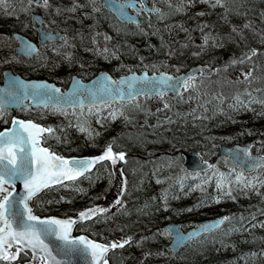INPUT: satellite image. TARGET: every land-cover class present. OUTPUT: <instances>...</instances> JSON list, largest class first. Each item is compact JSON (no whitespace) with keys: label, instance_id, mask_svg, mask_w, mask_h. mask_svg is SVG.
I'll return each instance as SVG.
<instances>
[{"label":"trees","instance_id":"16d2710c","mask_svg":"<svg viewBox=\"0 0 264 264\" xmlns=\"http://www.w3.org/2000/svg\"><path fill=\"white\" fill-rule=\"evenodd\" d=\"M215 1H187L179 10V26L211 28L215 16L241 23L248 14L258 18L264 8V0H222L227 12L216 14L211 11ZM166 30L163 26L154 36L146 32L144 38L123 36L120 60L141 65L158 57L153 50L158 40L167 42ZM247 69V75L223 76L219 84L215 76L194 82L156 110L140 98L86 108L50 107L33 117L51 129L42 143L58 154H91L107 145L125 154L118 204L75 227L102 241L130 237L108 253L109 264H264V166L244 173L230 159L215 155L221 140L264 145V60L255 59ZM0 111L2 128L11 113ZM185 149L200 152L212 166L186 171L181 165ZM113 172L103 161L77 179L43 190L31 200L32 208L40 215H74L106 199ZM219 215L227 217L220 226L170 253L169 234L161 224L174 221L185 228ZM24 253L19 260L28 257ZM135 254L141 255L137 263L132 262Z\"/></svg>","mask_w":264,"mask_h":264},{"label":"snow or ice","instance_id":"6c2138e0","mask_svg":"<svg viewBox=\"0 0 264 264\" xmlns=\"http://www.w3.org/2000/svg\"><path fill=\"white\" fill-rule=\"evenodd\" d=\"M31 2H39L44 7L48 6V0H30ZM217 2H221V0H217ZM35 19L37 23H42L39 18ZM45 38H52V34L45 33ZM21 47L30 50L34 46L30 41L24 40ZM256 51V49H251L248 55H252ZM189 79L190 77H171L168 73H160L159 76L153 73L152 78L148 79L143 74L137 77L134 73H129L126 80L125 78L113 80L111 76L103 74L98 87H89L81 81H76L72 93L80 95L86 91L95 96L97 92L111 95L115 91L119 92L117 98H121L124 93L114 86L126 82L129 89L128 99H131L133 90H136L139 82L140 89L155 91L163 97V88L184 87ZM16 87L18 91L5 90L9 97L16 101L21 98L31 99L37 104L44 102L40 99L41 97L53 99V92L60 93V90L54 85H47L43 82L19 81ZM138 94L143 95L144 92L140 90ZM67 95L66 91L60 94L59 99H56V110L68 103L63 99ZM3 103L0 101V109H2ZM0 115H2V111H0ZM44 130L42 125L34 123L32 120H17V117H12L11 127L0 130V193H2L0 195V261L10 264L11 261L16 260L17 253L23 249H29L33 259L25 261V264H35L36 260H39L41 264H61L49 243V237L55 236L59 240L57 247L60 249L68 247L90 253L91 264H98L109 247L117 246L115 242L100 243L84 235L72 237L69 232L73 218L59 219L56 216L35 215L28 200L41 188L57 183L62 178L78 176L86 168H91L93 164L105 157L115 163L116 158L124 159L125 154L123 152L113 153L111 147L108 146L104 152L96 156L64 157L40 144V132ZM48 131L51 129L49 128ZM244 151L247 152V149ZM237 179H240L239 175ZM16 180L20 181L24 187V191L19 195H15L12 190L5 187V184H11ZM96 210L104 211L103 208L97 209V206H93L92 209L82 210L79 213V218L83 219L94 215ZM220 219H227V217ZM219 222L220 220H217V223ZM125 242V240H121L119 243L123 245ZM14 246L15 250H13ZM103 264H107V261L104 260Z\"/></svg>","mask_w":264,"mask_h":264},{"label":"flooded vegetation","instance_id":"af4514ba","mask_svg":"<svg viewBox=\"0 0 264 264\" xmlns=\"http://www.w3.org/2000/svg\"><path fill=\"white\" fill-rule=\"evenodd\" d=\"M121 1L126 3V8L131 14L137 16V20H122L104 5L103 0H48L47 7L39 2L30 3V0H2L0 41L3 42L0 45V62L7 63L0 68V80L2 70L9 68L26 78H46L64 90L75 76L87 80L102 70L116 71L113 68L116 59L107 56L114 52L118 57L119 38L129 35L138 38L141 32L146 33L155 22L159 25L167 16L164 4L170 5L176 0ZM156 7L157 9L153 10ZM35 18H39L42 23H37ZM216 27L214 39L220 35L232 34V30L226 27L224 22H216ZM45 33L52 34V38H45ZM20 35L22 37H19ZM23 37L36 43L38 50L30 54L21 52L19 39ZM240 48V45L237 48L227 45L221 50L217 49L213 59L201 60H218L220 52L229 49L237 51ZM240 64L222 67L217 71L228 74L230 68ZM188 65L186 63L173 71L183 70ZM19 107L42 110L56 105ZM15 109L16 112L12 116L34 117L21 114L17 107L11 110ZM112 168L113 173L117 174L114 189L118 192V167Z\"/></svg>","mask_w":264,"mask_h":264},{"label":"water","instance_id":"95a60500","mask_svg":"<svg viewBox=\"0 0 264 264\" xmlns=\"http://www.w3.org/2000/svg\"><path fill=\"white\" fill-rule=\"evenodd\" d=\"M104 4L107 7L111 8L114 12H116L118 14V16L120 18H122L123 20H135L137 18L128 12V10L126 9L125 3H120L119 1L117 2L116 0H104ZM20 40H21V38H20ZM24 40H26V39H24ZM24 40H22V41H24ZM22 41H21V44H22ZM33 46H34L33 49H30V50H25L24 48H22V52H25L27 54L34 52L37 47L34 44H33ZM250 51H251V48L240 50L237 53L224 52L222 54L221 60L218 62H214L212 65H208L206 63H196V64L191 65L188 69L181 71L177 74H173L171 72H166L163 70H161L159 72L149 73L145 69H143L141 71H131V72H128L126 74L119 75L117 78H113L106 71L100 72L99 74L95 75L94 77L90 78L87 81H82L79 78L74 77L71 80V82H70V84L66 90H60L55 84L48 82L47 80L25 79L20 74H14L10 69H5L4 73H3V82L2 83L0 82V101L4 102L2 107H6V108H13L15 106H20V105H26V106H29V105H52V104L56 105V99H59L60 94H63L66 91L68 92V95L66 97H63V99L67 100L68 103L66 105H62L63 107H77V106L98 104V103L110 102V101L129 100L128 99L129 89L127 87L126 82L123 84H117L114 86V88H119L124 93V96L121 98H117L119 96V92H115V91L111 95L104 93V92H97V94L95 96H93V95H90L86 91L81 93L80 95H73L72 90H73V87H74L76 81H81V82H83L84 85H87L89 87H93V88L98 87L99 82L101 81L103 74H107L108 76H111L113 78V80H119L120 78H125V80H126L129 76V73H134L137 77H140L143 74L148 79L152 78L153 73H156L157 76H159L160 73H168L169 76L176 77V78H179V77H190V78H192V77H196L198 75L210 76L213 73L215 67L230 65V64H234L238 61H241V60L250 56V55H248V53ZM19 81L43 82L47 85H54L55 88H58L60 90V93L57 94V93L53 92L52 93V95L54 97L53 99L41 97L40 99L44 102L39 103V104H37L36 102H34L31 99H29L30 102H26L27 99H23V98H21L19 101H16L14 98L9 97L7 91H5V90L7 89V90H12V91H18L16 84ZM187 85H190V81H188ZM182 88L183 87H178V88L174 89L172 87H166V88H163V91H164V93H166L168 95H174V94L180 93ZM140 90H142L144 92V94H148L150 96H154L155 94H157L155 91L150 92L147 89H140L139 88V82H138L136 90H133V94H132L131 99L136 98L138 95H140V94H138V92ZM159 105H161V103ZM17 120H29V119H23V118L17 117ZM11 126H12V120L9 124V127H11ZM9 127L7 126L5 128H9ZM5 128H3V129H5ZM3 129H1V130H3ZM42 133H43V131L40 132V135ZM42 146L46 147L44 145H42ZM245 149H247V152L244 151ZM101 153H99V154H101ZM99 154H96V155H99ZM96 155L85 154V155H69V156H64V157L83 158V157H91V156H96ZM217 155L218 156H221V155L229 156L237 164L242 166L245 170H251L256 165H260L264 162L263 156L252 155V154L248 153V144H242L239 142H234L232 144L221 143L218 147ZM97 162H99V161H97ZM182 163H183V166L187 170H202V169L207 168L209 165L208 160H202L200 158V155L195 151H184ZM95 164H93V166ZM88 169H90V168H86L84 172H86ZM84 172H82L81 174H83ZM75 177H77V176H75ZM71 178H74V177L62 178L58 182H61L62 180H65V179H71ZM54 184H56V183H54ZM8 185H11L10 190H12L15 195H19V193L24 191L23 184L18 180L13 181L11 184H8ZM49 185H53V184H49ZM49 185H47V186H49ZM43 188H45V187H43ZM43 188H41L37 193H35L32 197L29 198V200H28L29 206H30L31 199L36 194H38ZM51 216H54V215H51ZM56 217L59 219H66V218H62V217H58V216H56ZM223 217L224 216H218V217H211V218L203 219L197 225H195V226H193V227H191L185 231L179 227L178 223H166V224H164L163 227L169 229L171 234H172V240L170 243L171 252L172 253L175 252L181 245H183L189 239H191L193 237H197L200 234H202L203 232L211 230V229L217 227L218 225H220L221 222L224 220V219H220V218H223ZM67 218H73L71 230L69 232V235L71 236V233L74 229L75 224L82 219L79 218V213L75 216L67 217ZM217 220H220V222L217 223ZM80 235H83V234L75 235L72 237H76V236H80ZM49 243L53 247L54 254L57 255V258L60 260L61 264H91L90 253H84L78 249L68 248V247L60 249L59 247H57V245L59 244V240L55 236L49 237ZM109 248H112V247H109ZM109 248L107 249V251L109 250ZM105 253H104V255H105ZM104 255H103V257H104ZM135 260H137V259L135 258ZM101 262H102V260L100 262H98V264H101Z\"/></svg>","mask_w":264,"mask_h":264},{"label":"rangeland","instance_id":"374dc122","mask_svg":"<svg viewBox=\"0 0 264 264\" xmlns=\"http://www.w3.org/2000/svg\"><path fill=\"white\" fill-rule=\"evenodd\" d=\"M214 3L211 6V11L215 12L216 14H222V12L223 13L227 12V9L221 6L220 4L221 2L215 1ZM181 7H183V5L175 1H172L170 5L167 4L166 18H163V20L160 21L159 25L156 24L155 22L154 25H152V27L149 30H147V32H151L153 36L157 35L160 32L161 27L166 25L167 21H168V24L170 23V19L168 20V18L173 14L176 20L183 19L180 13L181 11L179 12ZM202 8H205V7H200L198 9L202 10ZM172 9H173V12H172ZM170 11L173 14H171ZM260 12L261 13L259 14L258 18L251 16V14H248L247 19L244 21V23L242 22V23H239L238 25L233 26L234 30L232 31V34H228L225 36L220 35V37L216 39L212 38L211 31L205 30L202 33H193L192 38H190L188 42H186L185 40H180L178 42V37H183L181 33L184 28H179L178 25H174L172 26L174 35L169 41H167L168 43L158 40L156 43L157 50H153L154 52H157L159 56L161 55L160 57L164 58L163 60H158V57H159L158 56V57L152 58V60L150 61L144 62L141 65H137L136 63L135 64L125 63V62L122 63L120 60L121 58L120 55L123 49L122 42L124 40H122L121 38H119L118 40V57L116 56L114 52H111L110 54H108L107 57L111 59H116L117 62L114 63L113 65L114 70H116L114 71L116 75L128 72L133 69H141V68L158 70L166 65L170 68H172V66L175 67L177 65L182 66L185 60L186 61L187 60L196 61V60H201V59H209L211 58V56L216 54L217 49L221 50L222 48H225L227 45H233L234 47L236 46V44H239V41L242 40L243 43H245V45L255 46L256 48L260 49V51L254 57L259 60H264V8ZM0 20H2L1 16H0ZM218 20L220 21L222 20V18H219ZM141 38H144V36ZM2 42L3 41H0V45L2 44ZM152 46L154 47L155 43H153ZM6 63L7 62L5 63L0 62V68L5 66ZM251 63L252 62H250V64ZM26 67H29V66H26ZM237 69L238 68H235L234 72ZM168 70H171V69H168ZM114 72L112 71V73ZM236 77L237 75L231 76L229 78L235 79ZM215 80H216V83L219 84L220 79L217 78ZM196 82H199V81L196 80ZM159 101H165V99L159 96L157 99L152 101V103H156ZM18 108H19L18 112L26 116H39L41 114V110L38 111L36 109H29V108L26 109L24 107H18ZM82 108H86V107H82ZM11 112L12 114H14L16 112V109L12 110ZM251 151L264 154V145L259 144V143L254 144L251 148ZM159 152L161 153V151H157L151 154L157 155ZM118 159L119 158H116V161ZM118 179L120 181L121 186H123L121 182H124V180H123V175L120 169L118 170ZM120 184H118V186H120ZM119 188H123V187H119ZM106 198H107L105 199L106 201L105 204H106V209H107L106 212H109L110 210H113L115 208L116 202L113 203L114 200L108 197ZM123 240H127V239L125 238ZM32 259L33 257L30 252L27 258L21 261L18 260V262L14 261V263L12 264H25V261H29ZM35 264H41V262L39 260H36Z\"/></svg>","mask_w":264,"mask_h":264},{"label":"bare ground","instance_id":"6f19581e","mask_svg":"<svg viewBox=\"0 0 264 264\" xmlns=\"http://www.w3.org/2000/svg\"><path fill=\"white\" fill-rule=\"evenodd\" d=\"M74 5V4H73ZM97 7V6H96ZM1 8V7H0ZM3 8V7H2ZM27 8V7H26ZM175 8V7H174ZM231 8V7H230ZM83 9V8H82ZM90 9V8H89ZM2 10V9H1ZM220 10H222V9H220ZM34 11V10H33ZM59 12V11H58ZM172 12H173V9H172ZM171 11H170V13L171 14H173ZM86 13V12H85ZM21 14H22V12H21ZM242 14V13H241ZM14 15V14H13ZM29 15V14H28ZM63 16V15H62ZM228 16V15H227ZM180 17V16H179ZM64 18V17H63ZM224 20V19H223ZM2 21V20H1ZM87 21V20H86ZM211 21V20H210ZM221 21V20H220ZM181 22V21H180ZM218 22H219V20H218ZM75 23V22H74ZM67 24V23H66ZM71 24V23H70ZM13 25V24H12ZM111 25V24H110ZM196 26V25H195ZM114 30V29H113ZM156 33V32H155ZM125 39V38H124ZM133 43V42H132ZM139 43V42H138ZM163 43V42H162ZM231 43V42H230ZM126 46V45H125ZM159 46V45H158ZM6 56V55H5ZM18 61V60H17ZM49 65V64H48ZM112 69V68H111ZM35 73V72H34ZM135 98H133V99H129V100H123V101H131V100H134ZM91 105V104H90ZM90 105H83V106H77V108H82V107H88V106H90ZM165 127V126H164ZM176 134V133H175ZM117 135V134H116ZM112 137V136H111ZM139 139V138H138ZM153 141V140H152ZM180 146V145H179ZM104 166V165H103ZM132 170V169H131ZM133 196V195H132ZM73 215V214H72ZM77 228V227H76ZM97 234V233H96ZM195 251V250H194ZM103 262H101V264H102Z\"/></svg>","mask_w":264,"mask_h":264}]
</instances>
